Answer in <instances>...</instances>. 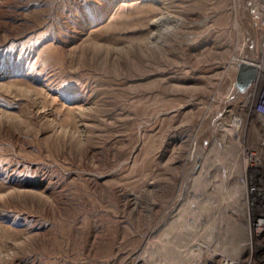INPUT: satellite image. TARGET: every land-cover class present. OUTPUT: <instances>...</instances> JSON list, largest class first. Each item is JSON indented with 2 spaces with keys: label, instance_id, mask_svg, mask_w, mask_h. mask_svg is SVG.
I'll return each mask as SVG.
<instances>
[{
  "label": "rangeland",
  "instance_id": "obj_1",
  "mask_svg": "<svg viewBox=\"0 0 264 264\" xmlns=\"http://www.w3.org/2000/svg\"><path fill=\"white\" fill-rule=\"evenodd\" d=\"M252 6L0 0V264L256 260Z\"/></svg>",
  "mask_w": 264,
  "mask_h": 264
},
{
  "label": "built area",
  "instance_id": "obj_2",
  "mask_svg": "<svg viewBox=\"0 0 264 264\" xmlns=\"http://www.w3.org/2000/svg\"><path fill=\"white\" fill-rule=\"evenodd\" d=\"M251 13L254 24L261 29L263 36L260 59L243 62L257 68L255 78L245 88L246 97L253 99L248 106L251 120L248 121L249 116L246 119L242 116H234L230 126L234 130L235 141L242 147L245 168L258 197L257 209L253 210L254 213L247 221L251 239L255 242L253 256L257 257L252 264H264V0H253ZM240 64L235 67V72H238ZM250 134L254 136L253 139ZM230 261H225L224 264Z\"/></svg>",
  "mask_w": 264,
  "mask_h": 264
},
{
  "label": "water",
  "instance_id": "obj_3",
  "mask_svg": "<svg viewBox=\"0 0 264 264\" xmlns=\"http://www.w3.org/2000/svg\"><path fill=\"white\" fill-rule=\"evenodd\" d=\"M257 68L248 63H241L236 75L237 85L241 89H245L249 86L251 81L255 78Z\"/></svg>",
  "mask_w": 264,
  "mask_h": 264
},
{
  "label": "bare ground",
  "instance_id": "obj_4",
  "mask_svg": "<svg viewBox=\"0 0 264 264\" xmlns=\"http://www.w3.org/2000/svg\"><path fill=\"white\" fill-rule=\"evenodd\" d=\"M157 22V21H156ZM226 264H235L233 261L232 262H229V263H226Z\"/></svg>",
  "mask_w": 264,
  "mask_h": 264
}]
</instances>
